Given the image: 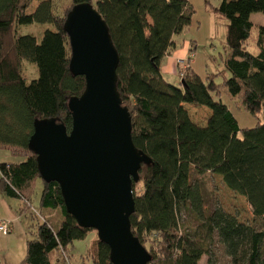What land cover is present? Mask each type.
Returning a JSON list of instances; mask_svg holds the SVG:
<instances>
[{
    "label": "trees",
    "instance_id": "16d2710c",
    "mask_svg": "<svg viewBox=\"0 0 264 264\" xmlns=\"http://www.w3.org/2000/svg\"><path fill=\"white\" fill-rule=\"evenodd\" d=\"M57 1L41 0L26 14L31 0H0V150L28 152L20 162H0V196L21 200L22 214L31 223L20 264H71L73 243L92 232L66 212L58 184L41 179L28 148L36 120L53 118L71 129L68 103L83 93L85 80L69 71L71 51L63 25L68 12L84 3L108 27L119 57L117 90L131 115L132 142L151 160L132 184L135 210L130 217L132 234L150 256L147 264H199L202 257L206 264H264V122L258 119L264 107L263 26L255 39L257 53L248 51L254 28L250 16L264 15V0L221 1L214 13L227 22L221 73L228 77L218 84L216 73L200 76L189 65V55L185 67L177 68L179 86L166 80L162 65L192 25L189 0ZM32 24L54 30H46L40 41L17 33L18 26ZM189 45L194 47L193 41ZM24 61L37 67L38 77L31 82ZM224 96L257 124L241 129ZM186 104L207 108L205 122H194ZM205 174L220 177L243 197L261 229L220 207L207 209ZM51 211L59 212L55 224L45 219ZM184 214L192 224L180 222ZM109 257L108 246L95 238L79 264H112Z\"/></svg>",
    "mask_w": 264,
    "mask_h": 264
},
{
    "label": "water",
    "instance_id": "95a60500",
    "mask_svg": "<svg viewBox=\"0 0 264 264\" xmlns=\"http://www.w3.org/2000/svg\"><path fill=\"white\" fill-rule=\"evenodd\" d=\"M63 29L69 37V71L85 80L69 100L71 129L56 119L36 120L28 148L44 182H55L66 212L96 232L112 264H147L150 256L131 232L132 184L151 160L131 137V115L117 90L118 53L108 27L88 4L74 6Z\"/></svg>",
    "mask_w": 264,
    "mask_h": 264
},
{
    "label": "rangeland",
    "instance_id": "374dc122",
    "mask_svg": "<svg viewBox=\"0 0 264 264\" xmlns=\"http://www.w3.org/2000/svg\"><path fill=\"white\" fill-rule=\"evenodd\" d=\"M39 1L40 0H31L26 14L32 13ZM221 1L222 0H190L194 14L192 16V25L185 36L187 42L191 40L193 41L194 45L192 48L191 46L189 47V49L192 50V52H189L191 58L189 65L195 70L197 74L202 77L209 73H216L217 77L215 78V82L218 84H220L224 78L228 77L226 72H224L225 77L221 73V71H225L223 61L226 56L225 37L227 22L221 16L214 13V9L219 6ZM65 2L66 0L57 1L58 5ZM250 21L254 25V28L251 33V38L248 41V51L252 54H256L257 47L255 39L258 33V27H264V15L261 13H253L250 16ZM46 30L53 31L54 28L49 24H32L18 26L16 28V31L19 35H33L38 41L41 40V37ZM179 62L180 65H183L182 61ZM22 68L27 82H31L38 77V70L35 64L24 61ZM166 78L169 83L179 86L180 82L178 76L173 77L174 79L171 76ZM223 101L229 106L241 129L252 128L257 124L256 118L244 110L240 104L237 102L233 104L225 96L223 97ZM186 107L191 119L194 122H205L207 113H209L207 108L191 104H186ZM258 119L259 122H264V107L262 112L259 114ZM238 137H241L240 133L238 134ZM6 154V151L0 150L1 163L12 161L20 162L23 159L22 156L28 154V152L20 149L10 148L8 150V157L5 156ZM201 179L203 182L204 203L207 209L213 210L216 207H220L224 211L238 216V219L241 222L250 224L256 229H261V220L253 217L251 209L246 200L240 195L230 191L223 184L220 177L216 175L205 174L201 176ZM36 183V192L34 197H32V204L37 209V201L40 194V182L37 180ZM45 219H47L49 223L55 224L59 219V212H48V214L46 213ZM180 222L184 225L193 223L189 214H184ZM95 238H97L96 232L92 231L88 234L86 239L73 243L71 249V264H79L80 257L85 256L91 242ZM206 260V257H202L199 264H206ZM218 260H220V258Z\"/></svg>",
    "mask_w": 264,
    "mask_h": 264
},
{
    "label": "crops",
    "instance_id": "0c3cea01",
    "mask_svg": "<svg viewBox=\"0 0 264 264\" xmlns=\"http://www.w3.org/2000/svg\"><path fill=\"white\" fill-rule=\"evenodd\" d=\"M189 47L187 39L183 38V41L180 39V46L165 59L162 65V73L165 78L168 76L177 77V68L185 67V61L189 56ZM179 61H182L184 66L180 65ZM9 149L5 150L7 157ZM0 221L7 222L10 228L8 235H0V264H20L25 258L26 242L29 238L31 225L29 219L22 214V201L0 196Z\"/></svg>",
    "mask_w": 264,
    "mask_h": 264
},
{
    "label": "built area",
    "instance_id": "2783aa9c",
    "mask_svg": "<svg viewBox=\"0 0 264 264\" xmlns=\"http://www.w3.org/2000/svg\"><path fill=\"white\" fill-rule=\"evenodd\" d=\"M10 232V228L7 222L0 221V235L6 236Z\"/></svg>",
    "mask_w": 264,
    "mask_h": 264
}]
</instances>
